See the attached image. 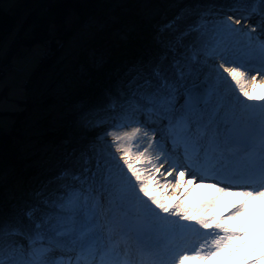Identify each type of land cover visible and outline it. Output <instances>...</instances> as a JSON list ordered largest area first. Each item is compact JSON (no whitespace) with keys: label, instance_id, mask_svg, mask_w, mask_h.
<instances>
[{"label":"snow or ice","instance_id":"snow-or-ice-1","mask_svg":"<svg viewBox=\"0 0 264 264\" xmlns=\"http://www.w3.org/2000/svg\"><path fill=\"white\" fill-rule=\"evenodd\" d=\"M258 3L259 11L240 0H189L153 26L145 54L106 75L97 102L77 109L85 135L68 139L60 171L0 215V264H264V215L230 223L264 213ZM93 61L105 62L94 53ZM27 82L22 72L21 91ZM14 98L15 89L0 96V107ZM207 179L224 195L251 187L221 211H211L217 197L198 206L181 198L182 185Z\"/></svg>","mask_w":264,"mask_h":264},{"label":"rangeland","instance_id":"rangeland-1","mask_svg":"<svg viewBox=\"0 0 264 264\" xmlns=\"http://www.w3.org/2000/svg\"><path fill=\"white\" fill-rule=\"evenodd\" d=\"M115 1L116 10L114 14H110V18L113 17V15H119L117 18L115 17L114 20L119 23L123 22V24L120 23V28H115V31L113 30V33H111V45L122 40V42H128V37L127 39H121V34L125 31H127V33L132 31V26L126 28L125 26L136 22L137 19H143L148 27L152 28L153 32L154 25L161 24L165 19L171 18L176 11L177 4L189 2V0ZM22 2L23 0H2L1 6L7 11H14ZM113 11L114 7L112 8V12ZM67 19V27H72L76 15L72 14V16ZM246 23L250 25L252 22L249 20ZM89 24H91L90 28L87 27ZM97 24L100 23L96 19L90 20L88 25L86 24L84 28L77 31V34L74 37L66 41V44L61 50H57L59 52L56 53L58 56L54 64L51 66L48 65L45 69L42 68L41 62L42 59L48 58L44 57L46 54H53L51 52L52 43L48 42L47 44L35 45L30 49L25 46L17 47V50H20L21 54L11 55L10 58L8 57L6 60L4 59L5 54L15 41L18 32H13L0 44V57H4L0 66V80H2L4 84V87L0 89V96L9 98L10 93L14 89L17 93V98L9 100V102L0 107V112L5 113L4 115H0V127L9 130L14 122L10 113H19L25 109L27 110L30 116L27 119L25 126L24 135L26 138L21 147L23 152L27 153L28 158L36 157L33 166H42L49 171H60L61 166L66 162L65 154L61 153L63 150L62 148L65 145L61 144L60 146L59 144V149H55L52 148V145H54L56 139L51 140V142L40 143V139L36 140V138L47 133L64 132L70 135L77 134L79 137L78 140H80L83 139L85 135L84 130L78 128L75 123L77 109L92 106L84 105L83 103H75L76 91L87 84L92 77L90 70L86 65L84 66V62L82 63V54H86V57L90 64L94 66V69L100 70L111 65L115 53L110 51L108 45L102 47L93 46L100 42L98 40L99 38L107 37L103 32L100 35H95L94 32H96V29H94V27H96ZM30 35L31 30L25 33L24 37L27 38ZM113 39L115 40L114 43H112ZM56 44L60 46L62 42L57 41ZM129 45L130 44H128V46ZM130 48L131 47H128V49L121 51L119 56L127 53ZM93 53L97 57L102 56L105 62L102 65L94 63ZM119 56L114 60V64L118 62L122 63ZM129 62L130 61L127 63ZM9 64L12 66L8 68ZM123 65L124 63H122L121 67ZM40 67L42 68V72ZM39 68V73H37ZM119 70L120 69L116 71ZM22 72L26 73L28 76L26 91H21L19 87ZM16 103H19L21 107L16 108ZM31 103L33 106L30 105ZM241 128H243V122H241ZM108 139L110 141L111 138L109 137ZM48 152H50V154H48ZM9 175L10 171L8 169L2 176L1 181H8ZM206 181H211V179H207ZM207 189L209 188L203 183L201 191L197 192L198 196H201L203 199L204 196L210 198L209 195L205 193V190ZM210 190L216 195H223L222 193H218L214 187Z\"/></svg>","mask_w":264,"mask_h":264},{"label":"trees","instance_id":"trees-1","mask_svg":"<svg viewBox=\"0 0 264 264\" xmlns=\"http://www.w3.org/2000/svg\"><path fill=\"white\" fill-rule=\"evenodd\" d=\"M0 0V44L17 31L15 41L10 46L5 54L6 58L11 55L21 54L17 47L25 46L30 49L39 44H51V52L53 53L47 59H42L41 66L46 68L48 65H53L58 54L57 50H61L66 44V41L77 34V31L86 26L87 21L96 19L104 27L100 30L96 29V34L102 32L107 37L99 38L100 41L93 46H107L114 53L111 65L100 70L94 69L90 64L86 54H82V63L90 70L92 77L82 88L78 89L75 94V103H83L84 105H94L97 101L98 83L102 82L106 75L120 69L122 63L133 61L137 57L144 55L151 41L152 28H149L143 19H137L136 22L128 26H132V31L128 32V42L118 41L114 45L111 42V33L115 28H118L120 23L114 20L118 16L110 18V14L115 13V0H23V2L14 11H7L1 6ZM114 11L112 12V8ZM119 13V12H117ZM76 15L72 27H67V18ZM121 20V18H120ZM163 23V22H162ZM108 26V28H107ZM120 28V27H119ZM31 30V35L25 38V33ZM115 31V30H114ZM53 37L56 39L54 40ZM116 37V36H115ZM96 38V37H95ZM57 41H61L63 46H58ZM114 39L113 42L114 43ZM128 44H130L128 46ZM132 44V46H131ZM143 45V46H142ZM61 47V48H60ZM131 47L127 53L119 54L124 49ZM120 57L121 62L114 64V60ZM0 57V66L2 60ZM48 63V64H47ZM12 65L9 64L8 68ZM7 68V69H8ZM41 68V67H40ZM38 69L37 73H39ZM41 68V72H42ZM33 106V104H30ZM32 110V108H31ZM5 113L0 112V115ZM10 116L14 119L9 130L0 127V215H7L12 211L13 203H20L29 200L33 189L39 183L48 180L55 176L59 171L46 170L42 166H33L36 157H27V153L22 150L23 142L25 141V126L29 114L27 110L11 112ZM73 117V116H72ZM77 135V134H76ZM70 135L64 132L47 133L36 140L42 142H51L56 139L52 148L59 149L61 144L65 145L62 149V154L66 152V144L71 138L75 145L79 139L78 135ZM76 137V138H75ZM60 144V146H59ZM50 154V152H48ZM9 169L10 175L8 181H1L2 176ZM12 197H15L13 201Z\"/></svg>","mask_w":264,"mask_h":264},{"label":"bare ground","instance_id":"bare-ground-1","mask_svg":"<svg viewBox=\"0 0 264 264\" xmlns=\"http://www.w3.org/2000/svg\"><path fill=\"white\" fill-rule=\"evenodd\" d=\"M216 2L217 3H221V4H231V3H233V0H216ZM240 2L242 4L249 5L250 7H256L257 11H259L258 0H240ZM239 11L240 12H244L245 10L243 8H241ZM245 14H247V13H245ZM253 18L256 21H259V19H260V17L258 15H255V14H254ZM250 22H252V21L250 20ZM217 63H219V61H217ZM252 74H254V73H252ZM225 75H227V74L225 73ZM257 79L259 80L260 77H257ZM213 82L214 81L209 80V85H211ZM262 91H264V89H261L259 86H257L256 89H255V92L257 94H260ZM237 92H238V90H237ZM241 98L243 99V97H241ZM249 103H255V102H249ZM238 118H239L240 122H244V117L240 116L239 113H238ZM202 184L203 183H200L198 180H197V182L194 183V185H189V184L185 183L184 185H182V192L183 193H187V195L186 196H182L181 198L187 204H189L190 206H198L199 204H202V203L206 202L207 200H209V198L204 196V199H203L201 196H198V193H197V192L201 191ZM204 184H205V186H207V188H209V189L205 190V193H207V195H209L210 198L217 197L219 199V202H220L219 203V207L214 208L211 211H221L223 208H230L232 205L238 203L239 200L241 199L240 197H238L234 193H236L238 191H241V190H245V188H242V187H251V186H232V187H238V188H242V189L241 190L231 191V193H233L232 195H224V194L223 195H219V194L216 195L215 193H213L212 190H210V189H213L211 182H205ZM161 191H171V190L170 189H163ZM157 194H160V193H157ZM177 195H181V190H177L175 192H172L171 193V198L175 199ZM166 199H167V197H166ZM252 213H253V215H252ZM260 215H264V213H261L257 209V210L252 211L251 214L249 213L248 217H243L242 216V217L239 218L238 221H230V223L234 227H236L238 225H242V224L247 223L249 217L250 218H258ZM153 239H155V238H153Z\"/></svg>","mask_w":264,"mask_h":264},{"label":"built area","instance_id":"built-area-1","mask_svg":"<svg viewBox=\"0 0 264 264\" xmlns=\"http://www.w3.org/2000/svg\"><path fill=\"white\" fill-rule=\"evenodd\" d=\"M90 20H93V19H90ZM90 20H89V21H90ZM89 21H87V23H86L87 25H88V22H89ZM99 25H101V26H102L101 28H103V27H104V24H102V23H101V24H99ZM95 28H96V27H94V29H95ZM90 30H92V29H90ZM60 46H63V44H61ZM60 48H61V47H60ZM49 50H50V49H49ZM49 50H48V51H49ZM44 57H48V58H49V57H50V54H49V55H48V54H46V56H44Z\"/></svg>","mask_w":264,"mask_h":264},{"label":"water","instance_id":"water-1","mask_svg":"<svg viewBox=\"0 0 264 264\" xmlns=\"http://www.w3.org/2000/svg\"><path fill=\"white\" fill-rule=\"evenodd\" d=\"M143 46V45H142Z\"/></svg>","mask_w":264,"mask_h":264}]
</instances>
